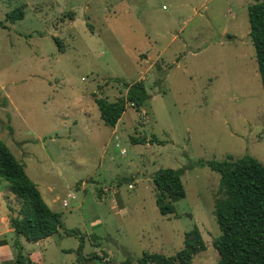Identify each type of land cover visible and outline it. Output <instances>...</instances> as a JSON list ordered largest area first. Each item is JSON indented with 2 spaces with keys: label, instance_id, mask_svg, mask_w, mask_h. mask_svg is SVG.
<instances>
[{
  "label": "rangeland",
  "instance_id": "obj_1",
  "mask_svg": "<svg viewBox=\"0 0 264 264\" xmlns=\"http://www.w3.org/2000/svg\"><path fill=\"white\" fill-rule=\"evenodd\" d=\"M253 2L0 0V141L61 214L52 236L15 238L9 216L20 201L0 177V243L10 244L0 264H15V239L26 264H107L127 255L145 264L144 253L175 255L194 225L206 249L191 264H218L220 176L197 161L248 154L264 163V91L247 13ZM17 6L23 19L6 21ZM115 78L142 80L150 97L139 111L127 105L111 128L94 94L124 97ZM152 135L162 143L132 142ZM160 168H184L178 217L155 205L151 176ZM66 229L83 235L85 257L103 259L78 263L80 239Z\"/></svg>",
  "mask_w": 264,
  "mask_h": 264
},
{
  "label": "trees",
  "instance_id": "obj_2",
  "mask_svg": "<svg viewBox=\"0 0 264 264\" xmlns=\"http://www.w3.org/2000/svg\"><path fill=\"white\" fill-rule=\"evenodd\" d=\"M249 37L254 47L257 69L264 91V1L255 0L247 6ZM24 17L23 6H17L6 13L5 20L13 23ZM91 29V26L88 25ZM62 48V41L53 37ZM115 81L126 88L124 97L108 100L94 94V103L99 110L102 122L113 128L121 118L127 105L136 111L145 104L150 95L142 80L128 83L120 78ZM133 143L159 142L154 135L145 138L132 137ZM199 166H208L219 173V183L214 204V216L220 234L213 238L212 246L218 253V264H264V163L252 155L234 157L227 155L222 160L197 161ZM190 166H193L191 164ZM184 168H160L152 176V190L155 205L162 215L178 217L175 203L185 197L181 179ZM0 177L10 183V191L20 201L18 214L9 216L14 233L36 242L57 233L61 227V214L52 210L44 201L36 184L28 177L21 163L10 148L0 141ZM101 197V192L99 193ZM65 234L79 237L77 248L78 263L81 259L101 261L102 256L95 252L87 257L82 254L83 235L79 230L66 229ZM96 239L95 235H92ZM16 248L15 264H26L30 260L22 251L18 239L13 241ZM206 249V244L196 225L184 233V247L175 255L144 253L138 261L154 264H191L193 257ZM107 264H132L127 255L120 262Z\"/></svg>",
  "mask_w": 264,
  "mask_h": 264
},
{
  "label": "crops",
  "instance_id": "obj_3",
  "mask_svg": "<svg viewBox=\"0 0 264 264\" xmlns=\"http://www.w3.org/2000/svg\"><path fill=\"white\" fill-rule=\"evenodd\" d=\"M229 35V34H228ZM230 37H232L231 35H230ZM161 52V51H160ZM116 125H117V123H116ZM1 219H2V216H1ZM3 220V219H2ZM8 231L9 232H11V233H13L14 231H13V229L10 227L9 229H8ZM15 236V238H18V236L17 235H14ZM20 236V235H19ZM44 239V238H43ZM6 240V239H5ZM6 241H9V240H6ZM39 241V240H38ZM37 242V241H36ZM7 246H10V244H7V242L6 243H0V250L2 249V248H4V247H7Z\"/></svg>",
  "mask_w": 264,
  "mask_h": 264
},
{
  "label": "built area",
  "instance_id": "obj_4",
  "mask_svg": "<svg viewBox=\"0 0 264 264\" xmlns=\"http://www.w3.org/2000/svg\"><path fill=\"white\" fill-rule=\"evenodd\" d=\"M72 196H73V195H72ZM67 203H68L67 200H64V201H63V205H64V206H66Z\"/></svg>",
  "mask_w": 264,
  "mask_h": 264
}]
</instances>
